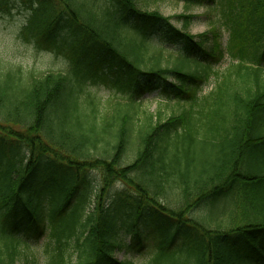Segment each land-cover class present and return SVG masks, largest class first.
<instances>
[{
    "label": "trees",
    "instance_id": "obj_1",
    "mask_svg": "<svg viewBox=\"0 0 264 264\" xmlns=\"http://www.w3.org/2000/svg\"><path fill=\"white\" fill-rule=\"evenodd\" d=\"M28 1L23 38L71 63L38 74L0 57V264H34L45 236V264H73L69 247L74 264H132L121 235L145 228L144 264H264V0H177L217 10L197 35L193 15L145 6L162 0ZM98 72L120 95L110 111L87 87ZM156 89L176 99L167 117L142 109Z\"/></svg>",
    "mask_w": 264,
    "mask_h": 264
},
{
    "label": "rangeland",
    "instance_id": "obj_2",
    "mask_svg": "<svg viewBox=\"0 0 264 264\" xmlns=\"http://www.w3.org/2000/svg\"><path fill=\"white\" fill-rule=\"evenodd\" d=\"M28 0H0V57L3 61L11 63L13 66H20L25 70H34L38 74H45L50 71L66 72L71 63V54L66 46L57 48L55 45H46L38 39H24L20 33V29L24 26L27 15L29 14ZM146 8L150 10L158 9L164 16H175L180 13H189L193 15L188 31L191 34L197 35L205 32L211 26V22L218 18L217 10L206 8L205 6H191L186 9L182 1L177 0H162L157 3L152 1L146 3ZM176 25L180 26L181 21L173 19ZM62 33L67 32L66 28L62 29ZM26 36V35H25ZM228 39V34L221 31L220 41L225 45ZM159 41V40H158ZM154 40V43L159 44ZM61 42V38L57 39V44ZM164 45L168 46L167 42ZM177 47V46H176ZM170 50L171 48H167ZM230 65L228 59L221 60L215 63L213 70L220 73L225 72ZM106 73V66L104 67ZM104 72V73H105ZM111 73H114L112 70ZM98 78L87 82L88 90L94 94L100 103V111H110L106 101H112L119 98V93L112 84V78L103 75L101 78L98 72ZM217 79L211 76L207 81L201 84L199 95L208 94L216 85ZM142 109L147 112L162 111V117H167L175 109L176 99L166 100V96L159 93L156 89L150 93H144L142 96ZM139 117V116H138ZM93 179L94 188H97L100 179V172L94 170L89 173ZM117 189L122 188L121 184H117ZM111 194V193H110ZM109 194V196H110ZM112 195V194H111ZM111 196L109 197V200ZM107 200V199H106ZM108 201V200H107ZM217 208H209L212 210V215H215ZM208 210V211H209ZM158 235V233H155ZM130 234L122 233L121 239L126 243L131 242L127 248L117 250L115 257L119 261H128L132 264H144L147 259L155 251L158 240L149 233V229L145 228L140 240L132 242ZM48 240L45 237L31 238L28 254L34 259V264H45L47 256L45 254V246ZM72 245V244H71ZM53 244L50 243V247ZM67 256L71 257L72 263L75 261L73 247L67 249ZM22 264V263H19Z\"/></svg>",
    "mask_w": 264,
    "mask_h": 264
}]
</instances>
